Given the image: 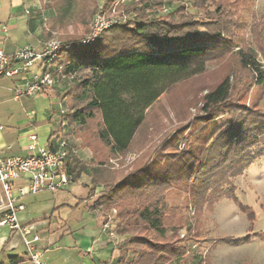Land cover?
<instances>
[{"label":"trees","instance_id":"obj_1","mask_svg":"<svg viewBox=\"0 0 264 264\" xmlns=\"http://www.w3.org/2000/svg\"><path fill=\"white\" fill-rule=\"evenodd\" d=\"M185 7L179 4L165 14L144 10L117 14L90 42L82 43V36L60 41L61 47L50 62L54 74L59 81L82 75L64 93L56 89L59 81L52 88L57 98L66 101L67 109L61 116L65 125L85 130L98 115L95 144L102 145L109 154L128 150L146 110L176 83L202 73L206 61L223 45L213 21L184 13ZM238 54L241 67L249 69L256 83L263 85L264 70L254 54ZM244 99L232 95L230 78L225 76L204 94L201 115L189 123L190 134L185 141L178 144L180 138L176 137L172 145L168 137L146 160L113 181L105 176L106 181L101 180L102 173L93 168L92 185H102L103 189L90 209L105 210L113 202L121 207L120 203L133 193L154 195L153 202L137 207L132 215L137 227L139 222L161 240L148 234H133L128 239L145 247L141 250L147 254L145 261L155 254L166 259L178 253L163 240L166 227L157 195L165 187L188 185L195 178L200 197L216 198L223 186L264 156V112ZM83 146L97 155L94 145L84 137ZM67 150L65 168L75 181L82 172L79 165L83 169L88 164L77 160L69 145ZM124 223L133 227L127 219ZM124 247V242L117 246L118 264H138L143 254L138 250L125 252Z\"/></svg>","mask_w":264,"mask_h":264},{"label":"rangeland","instance_id":"obj_2","mask_svg":"<svg viewBox=\"0 0 264 264\" xmlns=\"http://www.w3.org/2000/svg\"><path fill=\"white\" fill-rule=\"evenodd\" d=\"M31 1V6L44 15L39 29L44 35L43 42L47 39L65 42L72 37H85L96 22L109 23L110 20L116 19L117 14L132 15L136 10L165 14L176 9L179 4H184V13L188 11L195 17L213 21L218 28L217 33L222 36L223 44L206 61L202 73L176 83L146 110L144 122L125 152L109 154L102 145L95 144V129L100 124L98 115L85 130L78 127L73 130L69 127L70 133L63 134L64 140L69 146L86 148L90 158L80 161L79 157H76L80 162L88 164L83 169L79 165L82 171L79 175L83 176L77 182H70L53 192L55 197L59 194L65 197V201H70L74 199L73 195L85 197L89 191V197L96 195L98 198L103 186L94 188L92 185L93 168H98V172L102 173L101 180L106 181L105 176L113 181L146 160L168 137H171L168 142L172 145L175 144L176 140H172L176 137L180 138L178 144L185 141L190 134L189 123H192L194 116L201 115L200 107L204 94L225 76L230 78L232 95H240L245 98L247 104L253 103L264 112V83L258 85L253 73L242 68L238 59L239 51L252 52L260 63V68L264 70V0ZM29 70L39 71L35 65ZM80 78L81 74L74 75L71 79L63 78L56 89L64 93ZM13 79H0V116L6 126L4 131L11 126L17 128L21 123H28L26 117L34 110L36 131L40 144H43L49 131L60 127L59 116L61 118L67 109L66 101L53 95L54 89L47 90V93L50 92L47 95L36 94L15 100L12 90L9 89L15 87L16 82L12 81ZM45 110L50 113L44 114ZM177 133L180 135H175ZM83 137L94 145L97 155L83 146ZM166 144L162 146L163 149ZM87 178L91 184L90 190L82 185ZM197 182L194 178L188 181V185L174 183L173 187H165V191L162 190L164 193L157 195V203L164 212L162 224L166 231L163 240L177 248L176 257L164 259L155 254L145 261L147 254L141 251L145 247L128 240L133 234H148L151 238L161 240L139 222L137 227L133 219L135 216L132 215L137 207L153 202L154 195L133 193L120 203L121 207H117L116 202L108 204L107 208L102 210L108 225L107 228L103 226L104 230L114 232L116 247L124 242L125 252L138 250L142 253L138 264H149L150 261H153V264H264V156L253 162L241 175L231 179L227 186L222 187V193L216 198L200 197L198 194L202 192L199 193L195 186ZM50 193L43 191L27 196L25 200L32 201L30 198L33 196L47 198ZM30 205L33 208L29 206L27 211L33 209V215H50L51 206H42L43 210L40 211L37 202ZM122 209L123 212L120 213ZM126 219L133 227L124 223ZM66 240L64 237L62 243H67ZM117 252L119 254L118 249Z\"/></svg>","mask_w":264,"mask_h":264},{"label":"crops","instance_id":"obj_3","mask_svg":"<svg viewBox=\"0 0 264 264\" xmlns=\"http://www.w3.org/2000/svg\"><path fill=\"white\" fill-rule=\"evenodd\" d=\"M31 5H33L31 0H0V27L6 26L7 28L5 33L0 31V35L5 36L3 43H0L5 53L13 54L23 46H29L34 52L41 51L44 35L39 29L42 26L44 15ZM15 64H19V62H15ZM34 73L37 71H30L28 76ZM12 81L16 82L15 87L23 83L19 79ZM55 91V89L52 91L53 95H55ZM21 98L16 99L13 93V99L20 100ZM31 111L34 112V110ZM48 113L50 111L45 110L44 114ZM35 114L36 112L33 115L29 112L26 117L28 123H24V125L21 123L20 127L13 128L11 126L7 131H0V156L26 155L29 152L27 150L29 133L37 134L40 146H47L53 142L56 147L58 141L53 140L55 137L52 135L55 133L58 138L65 139L63 134L70 133L69 126H64L66 122L59 116L60 127L54 131L50 130L45 142L40 144L36 131ZM70 148L80 160L85 161L90 158L86 148L78 149L74 145H71ZM81 176L83 174L79 175L77 180ZM77 180L71 181V183L77 182ZM82 185L90 190L91 184L88 178L82 182ZM73 196L74 199L65 201L64 196L58 194L55 197L51 192L47 198L33 196L30 198L33 199L32 201H26V196L23 199L24 210L19 211L17 216L22 226L29 227L33 233L38 232L42 237L43 242L37 246L43 252V264H118L114 232L109 233L108 229L104 230L103 226L107 224V221L102 210L90 209L97 196L89 197V191L85 197ZM32 202L38 203L40 211L43 210L42 206H46V208L51 206L50 215L36 216L32 214L34 213L33 209H29L30 212L27 211V207L29 208ZM64 237L67 239L65 244L62 243ZM94 247L97 251L95 253ZM0 264H33L25 252L19 231L12 230L7 225L0 226Z\"/></svg>","mask_w":264,"mask_h":264},{"label":"built area","instance_id":"obj_4","mask_svg":"<svg viewBox=\"0 0 264 264\" xmlns=\"http://www.w3.org/2000/svg\"><path fill=\"white\" fill-rule=\"evenodd\" d=\"M108 24L96 22L81 42L92 41ZM6 29V26L0 27L2 33H5ZM4 39L5 36L0 35V43H3ZM60 47V42L55 39L44 41L40 52L23 46L13 54H7L0 46V78H14L23 82L12 89L16 99L43 94L56 86L58 75L54 74L55 69L51 67L50 62L56 57ZM32 65H36L39 71L28 76ZM33 114L31 111V115ZM4 128L0 117V131ZM52 136L55 137L53 140L58 141L57 147L53 142V147H50L51 144L40 146L34 132L28 134L29 152L26 155L0 156V226L7 225L12 230L19 231L25 252L33 264H43V252L37 246L43 240L38 232L33 233L29 227L20 224L17 213L24 210L23 199L43 191L53 193L71 182V175L65 168L68 144L55 133ZM106 226L105 224L104 227Z\"/></svg>","mask_w":264,"mask_h":264},{"label":"water","instance_id":"obj_5","mask_svg":"<svg viewBox=\"0 0 264 264\" xmlns=\"http://www.w3.org/2000/svg\"><path fill=\"white\" fill-rule=\"evenodd\" d=\"M85 37H86V36H85ZM85 37H84V38H85Z\"/></svg>","mask_w":264,"mask_h":264}]
</instances>
